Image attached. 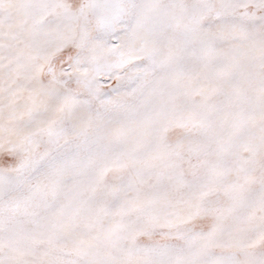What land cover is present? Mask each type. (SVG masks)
<instances>
[{
	"label": "snow or ice",
	"instance_id": "1",
	"mask_svg": "<svg viewBox=\"0 0 264 264\" xmlns=\"http://www.w3.org/2000/svg\"><path fill=\"white\" fill-rule=\"evenodd\" d=\"M0 264H264V0H0Z\"/></svg>",
	"mask_w": 264,
	"mask_h": 264
}]
</instances>
